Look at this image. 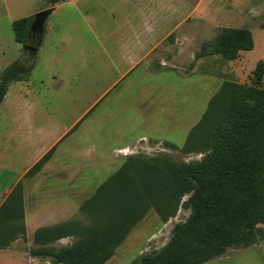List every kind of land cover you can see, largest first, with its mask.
Returning <instances> with one entry per match:
<instances>
[{
  "label": "rangeland",
  "instance_id": "rangeland-1",
  "mask_svg": "<svg viewBox=\"0 0 264 264\" xmlns=\"http://www.w3.org/2000/svg\"><path fill=\"white\" fill-rule=\"evenodd\" d=\"M45 6V0H0V74L18 63L19 74H28L10 85L0 106V191L59 135L73 130L54 149L40 175L41 185L37 180L34 187V176L25 179L30 211L36 195H50L57 210L68 196L67 216L46 217L45 222H85L81 205L129 156L200 161L203 154H184L181 148L221 86L232 82L264 89V0H80L77 7L85 20L73 7L51 16L54 31L31 68L12 24ZM174 27L165 40L153 44L150 55L138 58L132 72L117 80L136 35L145 39L151 28L159 37ZM224 28L249 29L253 49L233 61L219 56L196 60L201 46ZM190 214L181 207L163 223L151 210L106 264H141L143 256L169 242L175 225ZM73 241L63 239L54 247ZM28 242L21 241L26 250ZM205 264H264V240Z\"/></svg>",
  "mask_w": 264,
  "mask_h": 264
},
{
  "label": "trees",
  "instance_id": "trees-1",
  "mask_svg": "<svg viewBox=\"0 0 264 264\" xmlns=\"http://www.w3.org/2000/svg\"><path fill=\"white\" fill-rule=\"evenodd\" d=\"M45 1L55 6L68 0ZM30 21L23 18L12 24L15 40L21 45ZM253 47L249 29L224 28L213 41L201 46L195 59L219 56L233 61ZM26 76L19 74L16 64L0 74V106L10 85ZM261 77L259 74L258 83ZM167 147L177 149L172 144ZM55 148L26 177L38 173ZM181 151L203 157L189 163L167 155L127 157L81 205L86 221L37 229L30 255L50 259L52 264H106L151 210L166 223L181 207L191 210L189 218L176 224L169 242L160 251L143 256L141 264H205L231 249H245L263 241L264 89L225 82L189 132ZM24 219L19 183L0 207V249L9 248L18 239L26 240ZM68 238L74 240L71 245L54 247Z\"/></svg>",
  "mask_w": 264,
  "mask_h": 264
},
{
  "label": "crops",
  "instance_id": "crops-1",
  "mask_svg": "<svg viewBox=\"0 0 264 264\" xmlns=\"http://www.w3.org/2000/svg\"><path fill=\"white\" fill-rule=\"evenodd\" d=\"M79 1L80 0H68L62 3H59L55 6H51V5H47L36 11V12H40L43 11L45 9L48 8H53V12L52 14L49 16V18L53 15H56L57 12L60 9H64L66 7H73L76 11V13L79 15L80 18H82V20H85V15L83 16L79 11H78V7L77 5H79ZM29 18V17H27ZM48 18V20H49ZM46 22V26H45V31L43 34V38H42V43L41 46L39 47L38 53H37V58H38V54H40V52L44 49L45 46V42L46 39L50 36L51 32L54 31V27L52 24H50L49 22ZM176 30V27L172 28L171 30L167 31L166 33H163L161 36L158 37V35H156L151 28L148 30H146L147 35L145 39H142V37H139V35H136L135 38H133L132 41H134V43L132 45H129L127 52L123 55L126 58V68L125 69H121L120 71L121 76L117 79L120 80L124 75L128 74L129 72H132L138 65V58L139 57H143V56H148L150 55V53H152L155 49V46H153L154 43H158L162 40H165L166 37L172 33L173 31ZM19 44V43H18ZM131 44V43H130ZM20 48L22 47L21 44ZM157 46V45H156ZM127 48V47H126ZM80 54V53H79ZM49 59H52L53 54H48ZM117 82V81H116ZM69 130H66L65 132H63L61 135H59L54 143L51 145L50 149H47L45 152H43L42 154H40L34 161H32L30 163V165L21 173L17 174L15 177V181L12 185L5 187L4 189H2L0 191V207L2 206V204L5 202V200L8 198V196L11 194V192L13 191V189L19 184L22 183L23 187V195H24V213H25V227H26V241H29L27 243V247H29V249H24L21 241L23 239H18L16 240L14 243H12V245L7 248V249H0V264H40V262L45 261L47 264H52L51 260L49 259H45V260H41V258H34L30 255V247L31 245H33V241H32V236L34 234V232L42 227H48V226H53V225H57L63 222H66L65 219H63L62 222L57 223V222H45L46 217L47 218H51V219H56L58 217L61 216H67L68 214V196L67 194L64 195V200H63V204H62V208L60 210H57V202L48 194L42 196L40 195H36L33 197V205L31 206V211L28 208L27 205V194H28V186H27V182L25 181L26 174L28 173V171L34 166L36 165L52 148H54L55 146L57 147L66 137V135L70 132H68ZM65 137V138H64ZM50 160L47 162L49 163ZM46 163V164H47ZM45 164V165H46ZM35 175H33L34 177L32 178L31 181H34V187L39 186V183L41 185L40 181V175L43 172V170L45 169V166ZM30 177V176H29ZM2 179V175H1V171H0V182ZM37 180H39V183L37 182ZM29 181V182H31ZM32 187V186H31ZM35 193V192H34ZM33 193V195H34Z\"/></svg>",
  "mask_w": 264,
  "mask_h": 264
},
{
  "label": "water",
  "instance_id": "water-1",
  "mask_svg": "<svg viewBox=\"0 0 264 264\" xmlns=\"http://www.w3.org/2000/svg\"><path fill=\"white\" fill-rule=\"evenodd\" d=\"M53 8H48L36 13L32 16L28 26V34L25 42L22 44V57L26 58L28 63H31V68L36 60L39 47L42 43L43 34L45 31L46 22L49 16L52 14ZM35 36L36 42L31 43V36ZM20 63L17 64V68H21Z\"/></svg>",
  "mask_w": 264,
  "mask_h": 264
},
{
  "label": "flooded vegetation",
  "instance_id": "flooded-vegetation-1",
  "mask_svg": "<svg viewBox=\"0 0 264 264\" xmlns=\"http://www.w3.org/2000/svg\"><path fill=\"white\" fill-rule=\"evenodd\" d=\"M30 42H31V43L36 42V38H35V36H33V35L31 36V38H30Z\"/></svg>",
  "mask_w": 264,
  "mask_h": 264
}]
</instances>
